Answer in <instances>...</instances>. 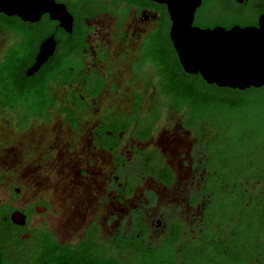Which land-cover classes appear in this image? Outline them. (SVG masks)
<instances>
[{"label":"flooded vegetation","instance_id":"1","mask_svg":"<svg viewBox=\"0 0 264 264\" xmlns=\"http://www.w3.org/2000/svg\"><path fill=\"white\" fill-rule=\"evenodd\" d=\"M224 1L235 22L221 13L214 17L217 22L201 24L202 0L194 25H259L264 0ZM56 2L71 14V31L48 12L30 21L0 11V150L10 143L18 165L31 162L39 170L47 163L56 178L49 190L58 194L57 199L30 200L25 207L0 203V264H38L45 250L48 264H55L57 246L79 262L221 264V255H231L224 244L233 229L215 221L213 237L206 234L214 200L207 149L200 139L207 136L206 127L199 119L192 121L190 109L181 116L184 108L163 92L162 66L148 58L152 46L162 42L178 55L168 5L154 0ZM105 18L114 28L99 29ZM142 21L145 28H124ZM50 38L53 52L29 74ZM188 74L206 81L201 73ZM136 81L143 82L142 88L134 87ZM167 102L172 109L166 110ZM143 116L151 117L148 123ZM38 125L41 135L35 131ZM10 159L0 154V164H12ZM15 170L0 176L31 173L21 165ZM14 191L25 196V183ZM41 207L46 210L40 213ZM16 211L26 215L25 223L19 217L14 221ZM52 213L57 221L62 213L60 226L34 223L35 216ZM6 232L14 237L11 249L31 243L25 258L16 261L6 252ZM211 242L214 251L206 248ZM259 261L256 253L249 264Z\"/></svg>","mask_w":264,"mask_h":264},{"label":"rangeland","instance_id":"2","mask_svg":"<svg viewBox=\"0 0 264 264\" xmlns=\"http://www.w3.org/2000/svg\"><path fill=\"white\" fill-rule=\"evenodd\" d=\"M221 13H226L225 19L227 22H235V13L228 8L224 0H204L200 8L199 16L202 18L200 23L203 25L215 23L218 20L214 17L222 16ZM108 20V18L103 19V23L98 25L99 29L109 30L114 28L113 23ZM146 23L142 21L138 25L137 23L129 22L124 28H145ZM142 83L136 81L134 87L142 88ZM150 92L152 93V89H150ZM262 100L263 102L260 105V94H258L257 97L247 99L246 104L242 108L233 112L227 108L214 111L210 109L208 112H204L206 118L199 119L203 127H206V130H204L207 136H200V139L204 142L205 149H207L208 169L211 177L210 186L214 189V200L211 207H209V224L206 234L213 237L212 234L216 232L213 229L215 221L219 222L221 226L231 225L233 229L232 238L224 244L226 250L232 256L221 255L218 260L221 264H249L253 255L256 253L261 255L264 252V196L258 202L257 207L256 203H254L251 207L252 209L250 208L249 210L244 209L243 205L238 204L240 200L235 199L236 197L240 199V197L246 195L247 200H252L259 195L260 190L264 187V183L261 180L262 177H260V182L251 179L249 183L245 184L247 168L244 163L245 161H254L260 166V169L264 170V98ZM145 103L146 101L143 105ZM165 108L166 110L172 109L170 102H167ZM186 111V108H184L181 116L185 115L184 112ZM191 113L192 121H196L197 117L194 112L192 111ZM140 118L146 123L151 119L149 116ZM42 130V125H38L35 131L41 135ZM63 140L67 141L68 139L63 137ZM9 144H7V150H0V154L2 158L12 157L10 160L13 163L0 164V172H8L9 170L16 172L15 169L21 165L26 169H30L31 173L29 175L26 174L22 178L15 177V175L0 176V203L9 202L19 207H25L30 200L57 199V192L49 190L52 184L56 182V178L49 172L47 163H44L45 165L40 167L39 170L35 166L32 167L31 162L25 163V165L21 163L18 165V160L14 159L15 150L9 148ZM203 148H201L202 153L199 156H203L204 159L206 157L204 156ZM261 172L260 170V176H263ZM238 176L243 183L236 186L234 182ZM20 183H25L26 187V194L23 197H20L14 191V187ZM234 200H237L238 203H235ZM52 216L53 213L45 217L35 216L34 223H37L40 227L47 225L48 222L51 228L60 226L59 219L60 222L64 219L62 218V213L56 215L58 221L51 219ZM62 233L63 231H60L61 236ZM3 239L8 247L6 252L10 253V257H13V260L20 261V259L26 257L27 248L31 246V243L25 242L18 246L19 249H11L9 247L14 241V237L6 232L3 233ZM212 245L213 243L211 242L206 248L214 251ZM173 250L170 247V251ZM233 254L239 256V260ZM256 261L254 262L256 263Z\"/></svg>","mask_w":264,"mask_h":264},{"label":"water","instance_id":"3","mask_svg":"<svg viewBox=\"0 0 264 264\" xmlns=\"http://www.w3.org/2000/svg\"><path fill=\"white\" fill-rule=\"evenodd\" d=\"M166 3L173 21L171 39L184 69L188 73H201L209 84L246 90L264 86V14L258 26L235 25L202 28L194 25L195 13L202 0H154ZM0 11L18 14L25 20L36 21L43 13L61 21L62 27L71 31L72 16L56 0H0ZM262 28V30H261ZM53 38L42 45L37 63L29 74L53 52ZM46 209L38 208V212ZM26 215L13 213L15 222Z\"/></svg>","mask_w":264,"mask_h":264},{"label":"trees","instance_id":"4","mask_svg":"<svg viewBox=\"0 0 264 264\" xmlns=\"http://www.w3.org/2000/svg\"><path fill=\"white\" fill-rule=\"evenodd\" d=\"M149 53L150 55H148V58L162 66L161 73L164 76L165 81V84L162 85L163 92L174 100V104L178 108H188L193 111L197 119L206 118L204 112H208L210 109L214 111L216 109L227 108L233 112L242 108V106L246 104L247 99L257 97L258 94H260V105L263 102L264 86L260 88L251 87L246 90H239L230 87H220L216 84H209L199 75L188 74L184 70L174 48L172 46L170 48L165 42L154 44ZM244 163L247 168L245 184L249 183L251 179L258 180L259 182L262 180L264 183V170L260 169V166L254 161H245ZM260 170L262 171L261 175L263 174V176H260ZM260 177H262L261 180ZM234 183L238 186V184L242 185L243 182L238 176ZM243 191H245V189H243ZM262 196H264V187L260 190L259 195L252 200H247L246 195H243L240 199L237 197L235 198L240 200L239 203L237 200L234 201L235 203L243 205L244 209L249 210L254 203H256L257 207ZM46 252L47 251L45 250V252L40 255L41 257L38 264H48V262L51 261V257L47 256ZM262 254H259L260 264H264V252ZM54 255L52 261L54 260L55 264H69L68 261L70 259L76 264H106L88 259H80L79 262L75 259L74 255H68L66 252H63L60 246L56 247Z\"/></svg>","mask_w":264,"mask_h":264},{"label":"bare ground","instance_id":"5","mask_svg":"<svg viewBox=\"0 0 264 264\" xmlns=\"http://www.w3.org/2000/svg\"><path fill=\"white\" fill-rule=\"evenodd\" d=\"M261 30H262V28H261Z\"/></svg>","mask_w":264,"mask_h":264}]
</instances>
